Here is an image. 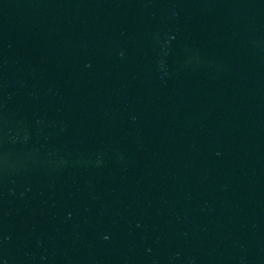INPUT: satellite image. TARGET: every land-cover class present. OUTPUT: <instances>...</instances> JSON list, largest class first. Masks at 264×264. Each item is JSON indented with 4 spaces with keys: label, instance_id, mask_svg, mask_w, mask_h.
I'll return each mask as SVG.
<instances>
[{
    "label": "water",
    "instance_id": "water-1",
    "mask_svg": "<svg viewBox=\"0 0 264 264\" xmlns=\"http://www.w3.org/2000/svg\"><path fill=\"white\" fill-rule=\"evenodd\" d=\"M0 264H264V0H0Z\"/></svg>",
    "mask_w": 264,
    "mask_h": 264
}]
</instances>
